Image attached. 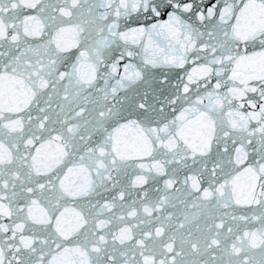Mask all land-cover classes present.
Masks as SVG:
<instances>
[{
  "label": "snow or ice",
  "instance_id": "6c2138e0",
  "mask_svg": "<svg viewBox=\"0 0 264 264\" xmlns=\"http://www.w3.org/2000/svg\"><path fill=\"white\" fill-rule=\"evenodd\" d=\"M0 264H264V0H0Z\"/></svg>",
  "mask_w": 264,
  "mask_h": 264
}]
</instances>
